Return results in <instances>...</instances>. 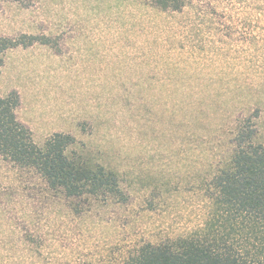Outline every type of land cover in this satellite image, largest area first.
<instances>
[{"label": "rangeland", "instance_id": "374dc122", "mask_svg": "<svg viewBox=\"0 0 264 264\" xmlns=\"http://www.w3.org/2000/svg\"><path fill=\"white\" fill-rule=\"evenodd\" d=\"M198 1H0V37H38L4 52L0 97L16 90L38 146L70 134L66 155L117 175L126 196L72 211L0 157V264H117L184 236L210 211L201 190L237 121L264 143V0Z\"/></svg>", "mask_w": 264, "mask_h": 264}, {"label": "trees", "instance_id": "16d2710c", "mask_svg": "<svg viewBox=\"0 0 264 264\" xmlns=\"http://www.w3.org/2000/svg\"><path fill=\"white\" fill-rule=\"evenodd\" d=\"M141 1L160 11L180 12L190 0ZM37 40L27 35L0 37V70L5 51ZM42 44H49L48 40ZM20 105L16 90L0 97V157L4 161L36 170L72 211L89 199L126 202L117 175L100 166L88 167L82 156L66 155L75 144L70 134L54 133L38 146L30 128L18 118ZM256 139L251 118L237 121L219 167L204 181L201 191L210 211L199 227L156 244L135 245L122 253L117 264H264V143Z\"/></svg>", "mask_w": 264, "mask_h": 264}, {"label": "crops", "instance_id": "0c3cea01", "mask_svg": "<svg viewBox=\"0 0 264 264\" xmlns=\"http://www.w3.org/2000/svg\"><path fill=\"white\" fill-rule=\"evenodd\" d=\"M21 121V120H20ZM24 124L26 123V122H24V121H22Z\"/></svg>", "mask_w": 264, "mask_h": 264}]
</instances>
